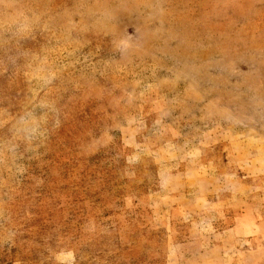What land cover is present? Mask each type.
<instances>
[{
    "label": "rangeland",
    "instance_id": "rangeland-1",
    "mask_svg": "<svg viewBox=\"0 0 264 264\" xmlns=\"http://www.w3.org/2000/svg\"><path fill=\"white\" fill-rule=\"evenodd\" d=\"M0 264H264V0H0Z\"/></svg>",
    "mask_w": 264,
    "mask_h": 264
}]
</instances>
